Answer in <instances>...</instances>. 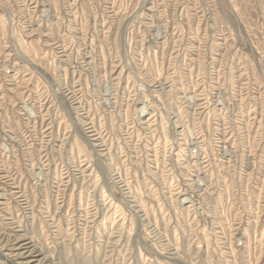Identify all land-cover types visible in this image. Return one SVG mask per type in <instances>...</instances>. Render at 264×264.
<instances>
[{"label":"rangeland","instance_id":"rangeland-1","mask_svg":"<svg viewBox=\"0 0 264 264\" xmlns=\"http://www.w3.org/2000/svg\"><path fill=\"white\" fill-rule=\"evenodd\" d=\"M0 264H264V0H0Z\"/></svg>","mask_w":264,"mask_h":264}]
</instances>
